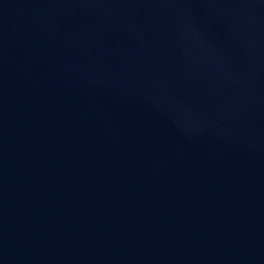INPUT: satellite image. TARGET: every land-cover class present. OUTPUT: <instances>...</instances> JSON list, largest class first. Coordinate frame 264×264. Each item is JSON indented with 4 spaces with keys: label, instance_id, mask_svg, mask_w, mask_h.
I'll list each match as a JSON object with an SVG mask.
<instances>
[{
    "label": "water",
    "instance_id": "water-1",
    "mask_svg": "<svg viewBox=\"0 0 264 264\" xmlns=\"http://www.w3.org/2000/svg\"><path fill=\"white\" fill-rule=\"evenodd\" d=\"M0 264H264V0H0Z\"/></svg>",
    "mask_w": 264,
    "mask_h": 264
}]
</instances>
